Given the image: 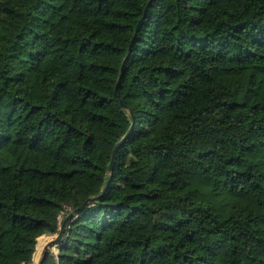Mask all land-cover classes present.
<instances>
[{
  "label": "trees",
  "instance_id": "1",
  "mask_svg": "<svg viewBox=\"0 0 264 264\" xmlns=\"http://www.w3.org/2000/svg\"><path fill=\"white\" fill-rule=\"evenodd\" d=\"M70 1L0 0V264H264V0Z\"/></svg>",
  "mask_w": 264,
  "mask_h": 264
},
{
  "label": "water",
  "instance_id": "2",
  "mask_svg": "<svg viewBox=\"0 0 264 264\" xmlns=\"http://www.w3.org/2000/svg\"><path fill=\"white\" fill-rule=\"evenodd\" d=\"M150 2H151V0L148 1L147 7H148V5H149ZM146 10H147V8H146ZM143 18H144V17H143ZM140 23H141V21H140ZM140 23L138 24L137 30L135 31L134 36H133V39H132V41H131V44H130V47H129V53L127 54V56H126L125 59L123 60V63H122V66H121V75H120V77H119V79H118V83H117V85L119 84V81H120V79H121V76H122V73H123V70H124V66H125V63H126L128 57H129V54H130L131 49H132V46L134 45V40H135V37H136V35H137V33H138V30H139V28H140ZM115 95H116V97L120 98V97H119V94H118V92H117V88H116V90H115ZM120 104H121V106H122L124 109H127V106H126L125 102H124L122 99H120ZM134 124H135V122H134V120H133V121H132V124H131V127L129 128V130H128V132H127L126 137H125L123 140H121L119 143H117V145L115 146V148H114V150H113L112 158H111V162H110V166H109V172H110V174H111V173L113 172V170H114V165H115V159H116L117 152H118V150L121 148V146L124 144L125 139H126V138L129 136V134L131 133V131H132L133 127H134ZM108 186H109V181H108V183H107L105 189L103 190L102 194H104V193L106 192ZM102 194H101V195H102ZM97 198H98V197L90 198V199H89L88 201H86L81 207H79L78 209H75L74 211H72V212L66 217V219L62 222V224H61V226H60V230H59V233L57 234V237H56L54 240H52L51 242H49V243L46 245V247H45V249H44L43 256H42V259H41V261H40V264L43 263V261H44L46 255L48 254L49 250H51L53 247H55V246H57V245H60V243H61V241H62V237H63V232H64V230H65L67 224L69 223L70 219H72L74 215L78 214V213L83 209V207H84L87 203H89V202H93V201H95Z\"/></svg>",
  "mask_w": 264,
  "mask_h": 264
},
{
  "label": "rangeland",
  "instance_id": "3",
  "mask_svg": "<svg viewBox=\"0 0 264 264\" xmlns=\"http://www.w3.org/2000/svg\"><path fill=\"white\" fill-rule=\"evenodd\" d=\"M64 2L66 3V10L67 11H71L72 10V3L70 0H64ZM64 221V218L63 220ZM57 237L56 235L53 236H42L39 238L38 240V244H37V248H36V252L34 253V255L32 257H30L28 259L29 264H40V261L42 259L43 253H44V249L46 247V245L51 242L52 240H54ZM59 248L60 246L57 245L55 247H53L51 250H49V252L51 253V255L54 257V259L57 260L58 258V253H59Z\"/></svg>",
  "mask_w": 264,
  "mask_h": 264
},
{
  "label": "built area",
  "instance_id": "4",
  "mask_svg": "<svg viewBox=\"0 0 264 264\" xmlns=\"http://www.w3.org/2000/svg\"><path fill=\"white\" fill-rule=\"evenodd\" d=\"M64 215L65 214L63 213L62 216L59 217L60 222H62Z\"/></svg>",
  "mask_w": 264,
  "mask_h": 264
}]
</instances>
